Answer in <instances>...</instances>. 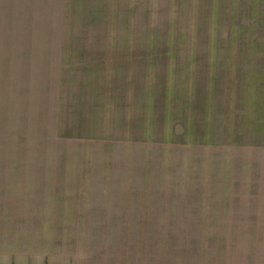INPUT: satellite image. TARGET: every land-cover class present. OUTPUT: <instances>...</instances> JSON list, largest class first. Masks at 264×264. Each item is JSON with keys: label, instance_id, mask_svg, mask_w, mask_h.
Returning <instances> with one entry per match:
<instances>
[{"label": "rangeland", "instance_id": "obj_1", "mask_svg": "<svg viewBox=\"0 0 264 264\" xmlns=\"http://www.w3.org/2000/svg\"><path fill=\"white\" fill-rule=\"evenodd\" d=\"M0 264H264V0H0Z\"/></svg>", "mask_w": 264, "mask_h": 264}]
</instances>
